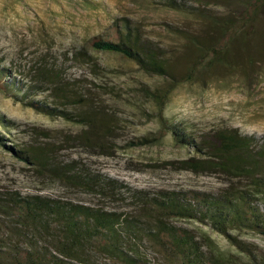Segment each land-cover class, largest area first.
I'll use <instances>...</instances> for the list:
<instances>
[{"label":"rangeland","instance_id":"374dc122","mask_svg":"<svg viewBox=\"0 0 264 264\" xmlns=\"http://www.w3.org/2000/svg\"><path fill=\"white\" fill-rule=\"evenodd\" d=\"M246 1L220 0L207 9L227 16ZM125 20L158 46L178 71L199 56L186 36L204 40L217 36L209 20L148 0H0V68L11 69L7 82L18 80L24 88L34 84V101L73 116L85 113L106 124L91 130L45 116L0 91V192L133 212L139 197L160 190L215 194L227 186L244 187V179L184 170L180 162L195 154L175 145L170 134L147 145L137 142L158 133L156 97L161 96L166 97L165 120L188 129L197 141L224 129L263 139L264 49L237 43L228 56L231 67L215 64L197 80L170 89L167 78L146 73L118 54L89 47L93 38L109 35ZM53 74L59 76L57 84L50 83ZM38 75L46 80L34 81ZM10 147L40 152L49 166L88 185L48 176L15 158ZM175 224L209 238L215 252L225 258L250 264L246 253L207 225ZM231 234L258 261L264 259V237L246 231ZM153 257L149 262L155 263Z\"/></svg>","mask_w":264,"mask_h":264},{"label":"trees","instance_id":"16d2710c","mask_svg":"<svg viewBox=\"0 0 264 264\" xmlns=\"http://www.w3.org/2000/svg\"><path fill=\"white\" fill-rule=\"evenodd\" d=\"M148 1L209 20L217 36L210 40L186 36L199 51V56L183 71L175 69L158 46L149 43L127 20L120 26L115 24L109 35L93 38L89 47L97 52L118 54L146 73L167 78L170 89L197 80L215 64L231 67L228 56L237 43L264 49L261 30L264 0H247L236 13L227 16L207 9L213 3L218 6L220 0ZM78 53L85 54L84 51ZM10 75L11 69L0 68V91L9 93L25 106L45 116L77 122L91 130L106 128L105 123L94 122L85 113L73 116L34 101L32 98L37 94L32 89L36 86L24 88L18 80L8 83ZM44 78L38 75L34 81ZM58 79L59 76L53 74L50 83L57 84ZM15 92L22 94V99ZM165 98L156 97L158 133L137 144H151L170 134L175 145L193 150L195 154L180 162L184 170L244 179V187L227 186L215 194L160 190L139 197L133 212L3 191L0 192V264H245L216 253L209 238L177 226L175 222L180 221L207 225L246 253L250 264H264V259L258 261L251 249L231 234L232 230L246 231L264 237V138L258 140L236 129H224L197 141L188 129L165 120ZM9 149L15 158L37 166L48 176L58 180L71 178V184L88 185L76 175L67 177L69 173L60 167L49 166L40 152L17 147ZM151 256L156 258L155 263L149 262Z\"/></svg>","mask_w":264,"mask_h":264}]
</instances>
